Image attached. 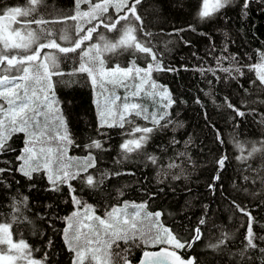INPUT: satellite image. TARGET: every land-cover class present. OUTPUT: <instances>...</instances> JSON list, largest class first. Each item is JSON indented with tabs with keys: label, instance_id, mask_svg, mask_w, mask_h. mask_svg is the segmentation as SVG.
Masks as SVG:
<instances>
[{
	"label": "trees",
	"instance_id": "trees-1",
	"mask_svg": "<svg viewBox=\"0 0 264 264\" xmlns=\"http://www.w3.org/2000/svg\"><path fill=\"white\" fill-rule=\"evenodd\" d=\"M95 2L98 0H93ZM201 5L202 0H141L136 7L143 20V31L135 33L137 39L150 42L148 46L157 53L164 67L175 69L152 73V79L166 86L176 101L167 110L168 119L173 123L154 132L144 150L159 158L157 165L148 161L144 154L133 153L128 159H122L119 146L129 138L127 132L133 125L126 124L123 129L101 128L95 102L97 100L101 105L100 92L96 94L100 78H97L94 90L88 74L76 71L80 49L76 53L60 54L57 70L63 75L53 76L51 82L74 141L68 146L67 155L83 161V167L91 152L96 166L89 168L88 172L97 178L103 172L121 173L119 176L109 175L96 189L87 188L80 181H73V186L83 201L95 209L96 215L102 217L111 206L124 201L147 202L146 211H160V223L182 241L188 240L199 226L201 238L191 248L175 249L184 257L192 254L199 264H261L264 253L259 248H264V241H256L257 249H246L248 217L236 205L251 213L254 233L264 236V155L257 153L246 161L237 159L241 155L247 156L253 144L259 147V142L264 141V88H260L258 82L251 83L256 79L255 71L244 68L243 76L235 72L229 76L219 70L217 58L236 56L238 63L221 59L220 66L229 68L260 62L257 52H264V3L253 0L245 16L242 14V0H233L218 14L204 20L197 15ZM15 6L26 7V0H0V7ZM85 8L84 4L80 5L81 11ZM74 14V0H44L39 8V16L44 19L63 21L47 27L54 29L57 37L61 34L68 36L67 41L57 39L64 47H71L72 42L84 34H77V25H82L86 31L98 22L63 20L64 16ZM105 15L115 20L116 8L110 6ZM124 23L121 21L117 29ZM178 29L184 31L177 33ZM144 33L152 35L145 36ZM120 34L118 30L108 31L101 25L82 48L100 44L103 49L105 42L115 43ZM101 36L105 38L103 41ZM100 58L106 69L116 65L127 68L133 65V61L143 68L150 60L144 53L125 48L102 50ZM89 66L99 68V59ZM208 68L216 69L215 75L199 71ZM127 83L128 89L119 83L108 84L113 90L111 94L121 97L118 105L128 95L129 102L143 105L149 113L164 110L158 98L143 93L131 97L132 81ZM225 98L245 115L237 116L227 107ZM197 99L200 103L196 102ZM134 119L137 125L151 126L141 117ZM24 140L21 133L12 137L10 144L16 151L0 156V167L15 168V157L24 147ZM92 140H100L104 150L86 148L85 145ZM222 156H227V160L221 170L216 161ZM172 162L179 167L167 169V164ZM217 171L220 178L214 181ZM173 176L180 178L174 179ZM33 182L35 187H32ZM213 183L214 188H209ZM48 187L47 179L40 174L34 176V181L14 170L11 174L0 175V221L11 220L13 203L27 197L26 206H20L19 222L12 225L13 238L24 239L32 247L35 259L43 260L47 252L46 264H71L73 254L63 241L62 230L66 224L62 218L75 208L69 201L66 188L56 193L47 191ZM119 191H123L122 196L118 195ZM201 219L205 221L203 225H199ZM49 240L52 241L51 247L48 246ZM161 245L166 244H156L151 249ZM124 247L123 244L120 249ZM147 249L150 248L132 247L128 259L135 263Z\"/></svg>",
	"mask_w": 264,
	"mask_h": 264
},
{
	"label": "snow or ice",
	"instance_id": "snow-or-ice-1",
	"mask_svg": "<svg viewBox=\"0 0 264 264\" xmlns=\"http://www.w3.org/2000/svg\"><path fill=\"white\" fill-rule=\"evenodd\" d=\"M140 2L141 0H131V3L129 0H98V2L93 3V0H74L75 14L66 15L63 20L76 21L78 18L87 17L89 24L93 20L98 22L87 28L86 31L83 27H77V34L81 32L84 34L73 41L71 47L61 46L57 42V39L67 41L68 36L66 34L57 37L54 29L47 27L49 24L61 23L62 20L49 21L43 16H39V8L44 4V0H26V7L23 8L19 6L0 7V156L16 151L10 144L15 134L21 133L25 136L24 147L19 150L20 154L15 157L17 162L15 168L0 167V175L11 174L14 170L27 180L34 181V176L40 174L42 178H46L48 181L47 191L61 193L64 188L67 189L69 201L75 210L62 218L66 224L62 232L65 247L73 254L71 264H131L128 253L132 247L140 248L148 245L166 244L174 249H186L191 248L201 238L200 227L197 226L193 230V235L188 240L182 241L173 234L171 229L160 223L159 218L162 215L160 211L154 213L146 211L147 202L137 204L134 201H124L122 204L111 206L110 210L105 211L103 217L96 215L95 209L83 201L77 188L73 186V181H80L87 188L96 189L104 183L109 175L119 176L121 173L103 172L97 178L88 172L89 168L96 166L95 157L92 156L91 152L85 158V166L75 169L70 163L72 158L66 156L68 146L73 145L74 141L68 132L59 101L55 99L51 82L53 76L63 75L57 70L60 54L76 53L80 49V63L76 71L87 73L94 86L98 83L97 73L89 64L99 59L98 75L101 78L99 86L102 89L105 78H110L107 79V83H119L126 89L129 88L127 82L131 80V97H139L143 93L153 99L158 98L164 110L149 113L143 105L129 102L128 95L123 97L121 105H117L116 102L121 100V97L113 94L105 97L103 106L98 103V117L101 128L107 126L123 129L126 124L133 125L127 132L129 138L125 139L119 146L122 159H128L129 154L136 153L144 154L153 165H157L159 162L157 156L147 154L144 150L154 132L173 123L172 120L168 119L169 112L167 110L176 101L166 86L157 84L152 79V73L175 71V69L164 67L162 61L157 58V53L153 51L151 46H148L150 42H142L137 39L135 34L137 30L143 31V20L136 11ZM232 2L233 0H202L197 15L201 20L211 18ZM252 2L253 0H242L243 15H247ZM257 2L264 3V0H257ZM81 4H88L89 11H81ZM110 6L116 8L117 18L115 20L111 16L105 15ZM120 13L123 14L120 15ZM121 21L125 23L120 29H117V25H120ZM136 22L139 24L137 25ZM13 24H18L19 27L13 28ZM33 25L36 27H32ZM101 25L108 31H120L121 34L117 41L115 43L105 42L103 49L100 44L82 48L84 42L91 40L92 34ZM176 31L179 33L184 29ZM144 35L151 36L152 34L144 33ZM104 39L101 36V40ZM117 48L132 49L134 52L144 53L146 57H150V60L143 68L136 66L134 61L133 65L127 68H122L119 65H116L115 68H104V60L100 58L101 51H112ZM46 49L48 51H45ZM224 50H227L226 46ZM93 51L95 55L92 54ZM257 54L260 60L257 64L240 65L234 68L221 67V59L238 63L236 56H230L218 57L217 66L220 71L229 76H232L233 72L243 76L244 68H247L248 71H255L256 79L252 80L251 83L255 85L258 82V86L264 88V52L258 50ZM199 71L202 73L208 71L215 75L216 69H199ZM117 77L121 79L117 80ZM232 78L235 79L234 76ZM39 79L48 82V89L46 91L41 89L42 98L35 89L31 92L29 90V84ZM196 102L200 103L199 99ZM225 102L227 107L232 109L237 116L243 117L245 115V112L241 111L240 108L228 102L227 98H225ZM135 117L149 121L151 126L135 124ZM110 119L111 122H109ZM53 142L57 145L55 148L50 146ZM173 143H177V141L173 140ZM38 144L47 146L40 147L37 151ZM85 147L104 150L100 140H92ZM243 151L244 149L241 147V152ZM257 153L264 155V141L259 142V147L253 144L248 150L247 156L241 155L237 159L246 161ZM178 155L185 156L186 153H179ZM226 160L227 156H222L216 161L218 169L224 168ZM166 167L167 169H174L179 165L172 162L168 163ZM173 178L179 179L180 177L173 176ZM219 178L220 172L217 171L213 180ZM244 179L247 180L248 177L245 176ZM214 186V183L210 184L209 188H214ZM32 187H35L34 182ZM118 195L122 196L123 191H119ZM27 200V197H23L21 201L14 202L11 220L0 221V264H46L47 252H45L43 260L35 259L32 254V247L24 239L13 238L12 225L19 222L20 206H26ZM236 207L248 217L247 235L245 237L246 249H257L256 241H264V236H257L254 233V218L251 213L246 212L239 205ZM81 209L85 211L82 212ZM146 221L149 225L147 230L142 227ZM204 223V219L199 221V225ZM120 242L125 245L123 249H120ZM223 242L222 239L219 243L222 244ZM48 246H52L51 240L48 241ZM217 246L212 245V247ZM170 247H161L159 251L144 250L139 264H196L195 257L184 259L175 250H170ZM259 251L264 253V248H259ZM243 254L242 252L241 255ZM261 264H264V260Z\"/></svg>",
	"mask_w": 264,
	"mask_h": 264
},
{
	"label": "rangeland",
	"instance_id": "rangeland-1",
	"mask_svg": "<svg viewBox=\"0 0 264 264\" xmlns=\"http://www.w3.org/2000/svg\"><path fill=\"white\" fill-rule=\"evenodd\" d=\"M84 6L86 7L83 11H89V5L88 4H84ZM113 8H115V7H113ZM88 18L87 17H81V18H78V20H81V21H85V20H87ZM78 27H82V25H77ZM12 27L13 28H15V27H19V25L18 24H13L12 25ZM45 51H48L47 49L45 50ZM116 67V66H115ZM115 67H113V68H115ZM123 68V67H122ZM93 69H94V71L97 73V78L99 77V75H98V70H99V68H94L93 67ZM100 78V77H99ZM107 79H110V78H105V83H104V88L102 89L100 86H99V90L98 91H96V94L97 93H99L100 92V96H101V106H103L104 104H105V97H108V96H111V95H113V94H111L112 92H113V90H112V87H110L108 84H111V83H107ZM100 80H101V78H100ZM100 82V81H99ZM94 86V85H93ZM33 89H35L36 91H37V94L42 98V96H43V92L41 91V89H44L45 91L48 89V82L47 81H44V80H42V79H39V80H36V81H33V82H31L30 84H29V90H30V92L33 90ZM94 90H95V86H94ZM115 96H117V95H115ZM95 98H96V95H95ZM57 100V99H56ZM95 100V99H94ZM95 102L98 104V102H97V100H95ZM116 104H117V102H116ZM118 105V104H117ZM96 113H97V116H98V107L96 108ZM114 114H115V109H114ZM54 134V133H53ZM47 145H40V144H38L37 145V151H39V148L40 147H46ZM50 146H52L53 148H55L57 145L53 142ZM66 156L68 157V158H72V159H70V163H71V165H72V167H73V169H75V168H78V167H81L83 164H84V162L83 161H80V160H76V159H74L73 157H71V156H68L67 155V153H66ZM146 225H148V223L147 222H145L143 225H142V227H144L145 228V226ZM145 230H147V229H145ZM123 245V242H120V247ZM161 246H163V245H161ZM164 246H166V245H164ZM168 246V245H167ZM146 247H149L150 249L152 248V247H154V246H151V245H148V246H146ZM114 251H115V249H114Z\"/></svg>",
	"mask_w": 264,
	"mask_h": 264
},
{
	"label": "water",
	"instance_id": "water-1",
	"mask_svg": "<svg viewBox=\"0 0 264 264\" xmlns=\"http://www.w3.org/2000/svg\"><path fill=\"white\" fill-rule=\"evenodd\" d=\"M161 247H167V246H160V247H158V248H155V249H149V250H147V251H159ZM170 250H174V249L170 248ZM175 251H176V250H175ZM176 252H177L178 255H180V256L183 257L184 259H188L189 257H193L192 254H190V255L184 257V256H182L178 251H176ZM142 254H143V252L141 253L139 259H138L135 263H131V264H139V261H140V259L142 258ZM196 264H199V263L196 262Z\"/></svg>",
	"mask_w": 264,
	"mask_h": 264
},
{
	"label": "bare ground",
	"instance_id": "bare-ground-1",
	"mask_svg": "<svg viewBox=\"0 0 264 264\" xmlns=\"http://www.w3.org/2000/svg\"><path fill=\"white\" fill-rule=\"evenodd\" d=\"M194 257V256H193Z\"/></svg>",
	"mask_w": 264,
	"mask_h": 264
}]
</instances>
